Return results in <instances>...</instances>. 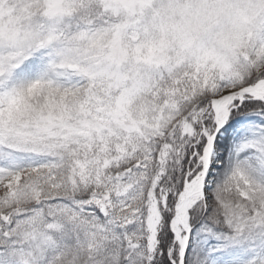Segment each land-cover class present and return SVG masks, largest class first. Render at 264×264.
<instances>
[{"label":"snow or ice","instance_id":"snow-or-ice-1","mask_svg":"<svg viewBox=\"0 0 264 264\" xmlns=\"http://www.w3.org/2000/svg\"><path fill=\"white\" fill-rule=\"evenodd\" d=\"M0 264H264V0H0Z\"/></svg>","mask_w":264,"mask_h":264}]
</instances>
